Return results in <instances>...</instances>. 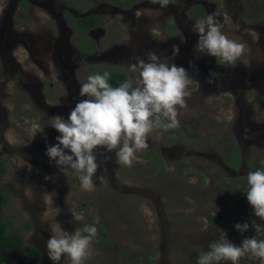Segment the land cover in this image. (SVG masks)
Here are the masks:
<instances>
[{
    "label": "rangeland",
    "instance_id": "1",
    "mask_svg": "<svg viewBox=\"0 0 264 264\" xmlns=\"http://www.w3.org/2000/svg\"><path fill=\"white\" fill-rule=\"evenodd\" d=\"M0 157L10 264H264V0H0Z\"/></svg>",
    "mask_w": 264,
    "mask_h": 264
},
{
    "label": "trees",
    "instance_id": "2",
    "mask_svg": "<svg viewBox=\"0 0 264 264\" xmlns=\"http://www.w3.org/2000/svg\"><path fill=\"white\" fill-rule=\"evenodd\" d=\"M74 23V26L79 30L86 33L89 29L97 24V17L93 14H88L79 17ZM126 79L125 74L121 68L116 66L108 69L102 78L105 84L103 96L112 95L122 87V83ZM109 95V96H110ZM233 151L236 154V158L232 159L231 153L229 154V165L234 168L239 164V153L236 146H233ZM5 160L0 157V177L4 175L6 171ZM9 202L8 194L2 193L0 196V203L7 204ZM264 209V206H263ZM21 250V252L33 259H40L42 257V251L37 247L24 245L23 236L12 230V224L4 219L3 214L0 212V264H10L4 259V255L12 253L14 251Z\"/></svg>",
    "mask_w": 264,
    "mask_h": 264
},
{
    "label": "flooded vegetation",
    "instance_id": "3",
    "mask_svg": "<svg viewBox=\"0 0 264 264\" xmlns=\"http://www.w3.org/2000/svg\"><path fill=\"white\" fill-rule=\"evenodd\" d=\"M104 1H108V2H118V3H121V4H124V3H130V2H133L134 0H104ZM151 1H153V0H151ZM164 2H170L171 0H163ZM66 12V14H68L69 15V17L71 16L70 14H69V12H68V8H67V10H65ZM194 12L195 13H198L199 15H205L206 14V8H205V6L203 5V4H197L196 6H195V8H194ZM86 15H88V14H86ZM93 15H95L96 17H97V24L94 26V27H92L91 29H89L88 31H90V30H92L93 28H95L98 24H99V21H100V17L98 16V15H96V14H93ZM83 16H85V15H83ZM79 17H82V16H79ZM78 17V18H79ZM77 18V19H78ZM76 19V20H77ZM76 20H74V22L76 21ZM87 31V32H88ZM86 32V33H87ZM80 33H84L83 31L82 32H80ZM86 33H84L83 34V36L80 38V41L78 42V47L80 48V50L81 51H83L85 54H88V55H90V54H93V53H95L96 52V50H97V46L96 45H94V44H91V43H89L86 39H85V34ZM176 33H179V31L177 30V28L174 26V25H172L171 26V31H170V34H176ZM116 67V66H115ZM119 67V66H118ZM112 68V67H111ZM121 68V67H120ZM121 70H122V72L125 74V77H127V75H126V73L124 72V70H123V68H121ZM120 89H118V91H119ZM117 91V92H118ZM110 95V94H109ZM109 95H107V96H103L102 95V97L100 98V102L102 103L104 100H106L108 97H109Z\"/></svg>",
    "mask_w": 264,
    "mask_h": 264
}]
</instances>
